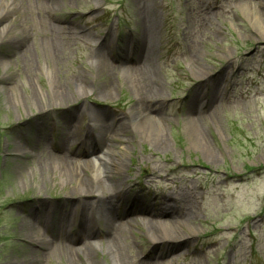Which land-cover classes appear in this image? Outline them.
<instances>
[{
	"label": "rangeland",
	"instance_id": "rangeland-1",
	"mask_svg": "<svg viewBox=\"0 0 264 264\" xmlns=\"http://www.w3.org/2000/svg\"><path fill=\"white\" fill-rule=\"evenodd\" d=\"M5 5L0 264H21L35 249L20 234L19 220L29 219L52 246L66 227L79 230L83 222L89 230L77 208L78 183L38 166L68 156L80 168L108 148L126 160L124 170L106 172L120 181L118 192L106 196L139 203V212L127 215L124 203L119 207L123 197L105 208L119 219L117 227H126L119 240L130 246L131 264H264V0H0ZM98 57L106 61L101 71ZM148 57V83L158 93L139 101L137 72ZM128 71L138 82H129ZM79 75L83 80L76 81ZM192 103L199 124L187 108ZM145 106L161 121L151 137L134 125L120 133L124 117ZM106 126L110 142L104 143ZM158 139L165 148L155 151ZM148 207L191 211L197 222L177 227L165 243L149 241V220L159 219L141 211ZM92 219L95 254L68 256L65 246L79 238L72 229L60 244L65 249L55 247L43 264H113L106 218L97 209Z\"/></svg>",
	"mask_w": 264,
	"mask_h": 264
},
{
	"label": "bare ground",
	"instance_id": "bare-ground-1",
	"mask_svg": "<svg viewBox=\"0 0 264 264\" xmlns=\"http://www.w3.org/2000/svg\"><path fill=\"white\" fill-rule=\"evenodd\" d=\"M137 9L141 8V2L138 1L137 3ZM10 6L5 5L3 8L1 7L0 9V19H5L10 16V11H9ZM12 14V13H11ZM152 13H150L151 15ZM153 15V14H152ZM154 26V24H153ZM7 30V32H5ZM9 29L7 27H4L0 30V33L2 37H6L9 34ZM23 33V32H22ZM49 33L51 34V37L56 38V28L51 26ZM4 35V36H3ZM25 37V36H24ZM51 49L53 51H56L57 45L55 42H52L51 44ZM60 47V43H58V48ZM97 60V59H96ZM99 64H97V67L100 68L99 70L101 71L103 68L101 66L106 65L105 60H101L98 57L97 60ZM124 63H127V60L124 61ZM135 69H137L135 67ZM130 71L127 72V77L129 82L133 85V82H138V80L134 79L133 81V76L129 73ZM151 64H150V59L149 57L144 61V63L139 67V70L137 72V75L140 77L139 79V90L137 93L140 96V100H145L148 96H151V94H156L158 93V89L154 88L150 82L148 83V78L151 76ZM204 75H208L205 73ZM79 77L76 79V81L79 79L83 80V77ZM80 80V81H81ZM79 84V89H80V96L81 97H86V88L83 86V84ZM135 87V86H134ZM61 90V89H59ZM101 96H104L109 93H104L99 91ZM99 95V94H98ZM62 99L66 98V95L63 94L61 96ZM149 104V103H148ZM193 104V103H192ZM192 104H188L187 108H190ZM194 119L196 124H199L203 120H199V112H196L194 115ZM198 119V120H197ZM92 123L97 124L98 123V118L95 116L92 119ZM112 124V123H111ZM158 124V125H157ZM161 124V121L157 119L156 113L151 114L148 110L147 107L145 106L144 108H135L132 113L127 117H124L123 122L120 124V133H128L130 129H133V125L135 128L141 129L142 130V135L148 139L151 137V128L157 130L158 126ZM113 125V124H112ZM112 125H109L110 131L112 130ZM108 126L104 127V132L102 133V138L101 141L104 143L110 142L109 138L110 135H108ZM117 135V134H116ZM115 135V137H116ZM94 140V138H93ZM155 144V151L163 150L165 148V142L163 139H158ZM95 141V140H94ZM100 141V142H101ZM112 142V141H111ZM112 148V147H111ZM127 149V148H125ZM93 150V149H92ZM94 151V150H93ZM108 154H103V153H94L93 158H91L88 162L83 164L80 168L78 167L76 162H73L70 157L64 156L61 160V162L58 163H50V162H44L40 163L38 166L39 171L41 173H47V172H52L54 174L55 171L62 172V173H68L69 178L73 181H76L78 183V187L76 188L75 194L79 196V200L77 202V208H80L81 210V215L82 218L85 220H88L89 226H88V232H86L85 228H81L79 231V238H72L69 241V245L65 246L68 249V256H76L77 254H83L88 256H91L96 253L95 249L100 247L97 245L94 240H91L92 232L95 228L92 217L96 216V210L99 209L100 212L105 216L106 218V237L108 239V247L111 248L110 252L113 253V258H114V263L113 264H131L129 262V252H130V246H125L126 244L123 243V240L120 241V236H122L121 230L126 228L122 227H117L119 219L114 216L112 218V214L109 215V210L106 209V206L108 205V202L110 200H114L115 204L117 205L119 199L121 197V202L119 207L124 203L125 211H129L130 207L132 205L138 207L137 201L138 198L134 200L133 199H127L125 195H113L112 197H107V193L111 192H118V189L120 188V181H113L110 180L107 176H105L107 171L111 170H124L125 168V155L121 153V151H115L116 156L113 154V150L108 148ZM90 152V151H89ZM95 152V151H94ZM179 196L181 198L182 202H186L189 206L193 203V201L190 199L188 195H185L184 193L180 194ZM110 196V195H109ZM91 197L92 200H88L87 198ZM127 199V200H126ZM137 200V201H135ZM165 202H168V200H164ZM159 205L163 204L162 202L158 203ZM166 204V203H165ZM167 205V204H166ZM155 207L157 206L156 203H154ZM139 208V207H138ZM167 209V208H166ZM169 211V212H168ZM174 211V212H173ZM108 214V215H107ZM53 215V214H51ZM49 215V216H51ZM152 219H159V221H150L147 229H146V236L148 237L149 241H157L160 243H165L166 240L172 239L170 235L173 234V232H176L177 227L181 226H187L189 224H195L197 222V219L193 216L191 211L188 213L185 212H179L176 210H159L158 213H155L154 211L149 214ZM64 219L67 217V214L63 215ZM74 216V215H73ZM169 220L167 221L166 220ZM74 219V218H73ZM116 220V221H115ZM38 221V220H36ZM19 222L22 223V227L20 229V234H23L26 238V240L35 247L31 253L25 256V259L23 263L21 264H43L44 261L47 260L48 253L51 254L55 252L54 249L55 247H59V251H63L65 248L60 246L62 243L61 241L63 238L59 240L57 244H54L55 246H52L45 240H41L38 235V228L35 226V224L31 223L29 219ZM133 227V226H132ZM131 229V226L129 227ZM172 232L171 234H168L167 232ZM193 233V232H192ZM212 235V233L208 234V236ZM91 240V241H90ZM89 241V242H88ZM66 251V250H65ZM128 254V255H127ZM49 259V258H48ZM89 264H96L93 261L88 262Z\"/></svg>",
	"mask_w": 264,
	"mask_h": 264
}]
</instances>
